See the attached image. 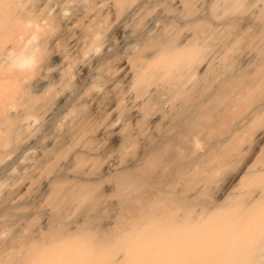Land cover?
<instances>
[{"label": "bare ground", "instance_id": "obj_1", "mask_svg": "<svg viewBox=\"0 0 264 264\" xmlns=\"http://www.w3.org/2000/svg\"><path fill=\"white\" fill-rule=\"evenodd\" d=\"M0 264H264V0H0Z\"/></svg>", "mask_w": 264, "mask_h": 264}, {"label": "rangeland", "instance_id": "obj_2", "mask_svg": "<svg viewBox=\"0 0 264 264\" xmlns=\"http://www.w3.org/2000/svg\"><path fill=\"white\" fill-rule=\"evenodd\" d=\"M236 165V164H235Z\"/></svg>", "mask_w": 264, "mask_h": 264}]
</instances>
